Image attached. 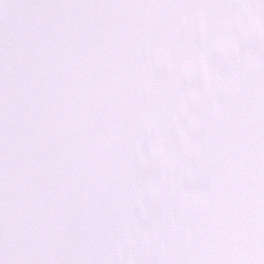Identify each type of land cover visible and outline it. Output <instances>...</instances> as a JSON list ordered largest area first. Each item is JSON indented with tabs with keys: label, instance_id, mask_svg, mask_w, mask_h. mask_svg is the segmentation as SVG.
Wrapping results in <instances>:
<instances>
[{
	"label": "snow or ice",
	"instance_id": "obj_1",
	"mask_svg": "<svg viewBox=\"0 0 264 264\" xmlns=\"http://www.w3.org/2000/svg\"><path fill=\"white\" fill-rule=\"evenodd\" d=\"M0 264H264V0H0Z\"/></svg>",
	"mask_w": 264,
	"mask_h": 264
}]
</instances>
